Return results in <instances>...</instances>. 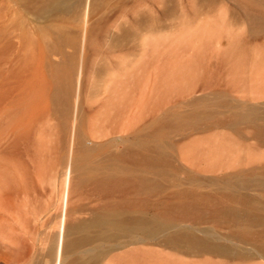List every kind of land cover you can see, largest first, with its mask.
Wrapping results in <instances>:
<instances>
[{
	"label": "bare ground",
	"instance_id": "bare-ground-1",
	"mask_svg": "<svg viewBox=\"0 0 264 264\" xmlns=\"http://www.w3.org/2000/svg\"><path fill=\"white\" fill-rule=\"evenodd\" d=\"M108 1L0 0V141L2 139L7 140L5 148L0 149V155L20 162L15 167L18 175L16 177V194L19 192L24 193L28 205H32V200L37 194L33 181L36 165L30 166L28 163V160L35 163L36 151L35 155L28 154V159H21L20 145L23 142L26 143L30 135L29 130H20V127L24 124L27 126L30 123L19 120L8 134H6L2 125L5 119L13 113L5 108V97L17 88L18 80L22 79L18 72L19 68L24 70L30 66L29 55L37 53L38 68L41 71L45 69L50 71L48 78L41 75L36 79L40 85H46L47 92L51 97L52 107L50 109L41 108L37 101L31 102L28 106H23L26 110L25 113H31L36 118L47 114L51 115L56 120L53 127L57 141L54 145L55 149L61 152L65 150L66 141L68 144L67 155L70 161L66 163L64 170L61 211L53 264H62V258L66 260L68 256L71 259L66 261L65 264H95L98 258L110 254L113 249L138 243H153L165 250L157 251L151 248L138 247L126 250L124 254L136 260L140 259L141 256L156 254L163 258H169L178 264H264V201L262 199V197L264 198V164L260 162L251 169L245 170L239 166L231 173L215 175L208 182H202L194 175L190 176L181 172V169L172 167L168 160L162 177L166 183H170L172 190L170 195L165 193L161 196L155 205L150 204L147 198H141L140 200L129 198L130 194L135 198L139 195L151 194L152 188L155 186L154 182L133 179L126 182L111 183L108 181L109 183H106L96 180L92 184L97 193L103 192L104 194L107 193L106 195H112L118 192V200L111 199L106 204L98 205L96 211L92 212L96 220L93 217L89 222L81 220L77 224L69 220V213L66 212V208L72 180L71 172L75 160L80 157H89L90 152L95 149L96 142L92 140L93 134H91L92 136L87 135L82 131V118L86 113L83 104L86 102L88 93L86 86L83 85V64L81 65L80 60L76 64L71 60L54 63L49 60V55L52 53L63 54L64 46L61 43L52 42L58 39L57 35H71L69 38L73 40L67 46L73 52L78 51L80 53L89 46L94 37L99 35L101 29L96 25H89L88 17L104 8ZM176 1L179 0H161L159 2L160 16L154 17L149 14L150 12L147 14L145 11L136 12L135 17H133L134 26H138L139 32H143L144 28H148L149 30H146V32L155 33L152 27L158 26L160 28L163 23L162 18L169 16L173 19L172 14L176 15L171 8L177 6ZM196 1L204 6L220 2L219 0ZM227 1L244 8L243 15L249 23L250 33L255 36L264 34V0ZM139 2L134 0L132 5ZM126 4V1H121L117 3V6ZM250 7H259L260 10L252 11ZM22 14L31 15L39 23L32 30L30 29L31 31L28 26V30H20ZM53 18H57L59 23L54 22ZM40 21H42L41 24ZM131 27H118L117 32L120 35L133 36L138 31H134ZM159 28H156V30L160 31ZM177 31L180 30L175 32L177 33ZM92 49L95 51L100 49L97 41L93 44ZM218 62L216 60L215 63ZM219 63L221 64V61ZM252 80L264 82V70L258 69L257 72L255 71ZM34 94L36 97L37 93L33 92V97ZM17 102L18 100L15 101V103ZM218 105L217 102V107ZM195 118L197 120L206 119L205 122L215 130L224 127L227 123L225 118L216 111L191 117L193 120ZM244 118L257 122L253 125L251 134L257 140L259 147L264 149V113L258 112L254 107H248V111L242 119ZM240 119V115L235 113L230 121ZM90 127H93V125ZM90 127L88 128L90 129ZM150 127L146 125L143 119H140L137 121L133 133L135 132L138 138H142L143 133ZM119 138L122 139L120 136ZM214 138H216L215 143L213 142L214 146L208 150L212 152L210 153L211 158L208 156L209 152L206 155L207 159L210 158L209 161L213 163L222 160L223 157L221 158V156L224 154L222 151L227 149L226 151L230 154L234 149V147L225 146V141L223 142V144L225 143L224 147H222L223 145L219 146V141L222 138L219 137L218 133L215 134ZM2 144L1 141L0 147ZM231 148L233 149L231 150ZM237 151L240 152L241 150L238 148ZM228 154L227 156L233 159V162H236L237 165L240 163L241 155L237 154L233 158L230 157L232 153ZM129 156L133 164L148 167L150 161L148 162L147 158L135 153H130ZM262 157H264V153H262ZM225 159L223 160L225 161ZM58 160L63 162L66 159L60 155ZM118 160H121V156L118 157ZM233 162L230 164H233ZM170 173L171 177H169ZM179 174L183 176V179L179 178ZM4 184L6 182L0 180V189H4ZM205 187H208V189L203 190ZM14 193V187L3 192V197L8 204ZM136 213L139 217H136ZM22 223L24 224V222ZM22 223L20 224L23 225ZM200 225L206 226L200 228ZM107 226L111 230H115V227H117L118 231L124 234V240H118L116 244L106 247L105 243L114 241L113 234L108 233L101 239L102 245H98L97 248L95 246L93 248H83L91 238L84 231L89 230V228H105ZM217 229H223L224 234L219 235ZM111 230L110 232H112ZM198 232L201 235H198ZM67 234H73L75 238L65 242L64 236ZM76 234H80V236H76ZM93 239H96V237L94 236ZM179 255H184L186 258H181L183 256L179 257ZM10 256L6 251L4 258L9 260ZM111 257L113 258L114 255Z\"/></svg>",
	"mask_w": 264,
	"mask_h": 264
},
{
	"label": "crops",
	"instance_id": "crops-1",
	"mask_svg": "<svg viewBox=\"0 0 264 264\" xmlns=\"http://www.w3.org/2000/svg\"><path fill=\"white\" fill-rule=\"evenodd\" d=\"M175 34L180 36L182 32ZM94 40L100 45V51L94 52V67L90 68L95 84L90 89L95 91V96L86 101V106L92 107H86L82 119L85 120V134H93L96 139L93 151L100 154V160L94 170L86 173L80 170L74 176L78 192L99 194L88 185L96 180L106 183L133 179L157 182V178L163 179L168 160L172 167L185 168L187 174L202 182H208L215 175L231 173L239 166L247 170L257 165L249 168L242 165L250 157L249 152L252 159L261 158L263 148L251 134L257 122L242 119L248 107H256L246 106L247 100L241 98L250 95L259 99L262 85L260 81L252 80L256 70L247 69L246 64L226 61L230 49H187L181 43L168 47L166 33L160 32H136L129 36L101 31ZM216 60L221 64H216ZM213 110L225 118L224 127L215 130L205 122L206 119H191ZM235 113L241 119L230 121ZM140 119L151 126L142 138L133 133ZM246 126L252 137L250 142L245 138ZM216 133L222 138L219 146L224 147L226 143L225 146L234 147L231 148L233 156L227 149L222 151V160L227 154L233 158L238 154L242 157L238 165L229 156L223 162L221 159L214 163L209 161L212 152L208 150L214 146ZM120 145H124L121 153ZM130 153L143 156L151 163L148 167L133 164ZM119 156L121 160H118ZM65 161L56 160L53 166L58 175L63 169V177ZM120 162L124 164L120 165ZM141 170L148 177L138 175ZM100 194L101 200H108L109 196L118 198V192Z\"/></svg>",
	"mask_w": 264,
	"mask_h": 264
},
{
	"label": "rangeland",
	"instance_id": "rangeland-1",
	"mask_svg": "<svg viewBox=\"0 0 264 264\" xmlns=\"http://www.w3.org/2000/svg\"><path fill=\"white\" fill-rule=\"evenodd\" d=\"M121 1H126L127 4L124 6H117V3ZM133 1L134 0H109L104 8L88 17L89 25H96L101 31L117 32L118 27L134 26L135 22L133 17H135L136 12L145 11L147 14L150 12L149 14L154 17L160 16L159 2H161V0H138L140 2L138 4H133L134 6L132 5ZM219 1L220 2L210 3L206 6L200 5L196 0L176 1L177 6H174L176 8L171 7L172 11H174L173 13L176 14H172L173 19L169 18V16L166 18L162 16L165 20L162 18L161 21L163 23L160 25V28L157 25V27L154 26L152 28L155 32L166 33L168 47H174L176 43H181L182 47L187 49L210 48L220 51L224 48H228L230 49V55L225 56V59H228L226 60L228 63L246 64L247 69L256 70V72L258 69L264 70V34L255 36L250 33L249 23L243 15L244 8L227 0ZM250 9L252 11L260 10L259 7H250ZM20 21V30L22 31L28 30V27L29 30H32L33 27L39 23L29 14H22ZM53 21L59 23L57 18H53ZM102 22H105L104 25ZM41 23L42 21H40V24ZM134 27H131L134 31L139 30L137 25ZM156 28H159L160 31L156 30ZM69 29L72 30L71 28ZM144 29L145 30H142L143 32L149 30L148 28ZM176 30H183L182 32L185 33H183L184 35L178 36L174 33ZM70 36V34L57 35L58 39L53 40L52 42L61 43L64 46L62 50L63 54L52 53L49 55V60L54 63H59L63 60H71V62H74L75 64L80 60L81 65L83 64V85L86 86L88 91V97L86 96V101H88V99L95 96V91L90 89V87H95L94 78L91 77L93 73H90V68H93L95 64L94 52L97 51L93 50L92 47L96 41L93 40V42H91L90 45L80 53L78 51L73 52V50L71 51L67 46L73 40L69 38ZM28 60L30 66L26 67L24 70L19 68L18 72L22 79L18 80L17 88L5 97L4 106L13 113L10 117L5 119L2 126L6 131V134H8L19 120L30 123L27 126L24 124L20 127V130H29L28 132L30 135V138L27 141L28 143L23 142L20 145L22 152L21 159H28V154L35 155L36 151L35 163H32L30 160H28V163L30 166H33L34 164L36 165V172L33 173V181L37 194H35V198L32 200V205H28L24 193L19 192L16 194V177H18V175L16 174L15 167L19 165L20 162L0 155V180L6 182V184H4V189H0V264H53L64 180L61 172L63 169H61L58 175L53 166L55 161L59 159L60 155L66 159V163L70 161L69 156L67 155V141L65 142V150L59 152L55 149L56 147L54 145L57 141L54 136L53 127L56 120L48 114L36 118L31 115V113H25L26 110L24 107L28 106L31 102L37 101L41 108L50 109L52 107L51 97L47 92L46 85H40L36 79L41 75L48 78L50 71L46 69L41 71L38 68L37 53L29 55ZM260 83L262 85L261 89L264 91V82L260 81ZM33 92L37 93L36 97L35 94L33 97ZM239 94L243 95L242 93ZM260 96L261 97L257 100L250 95L242 97L241 99L247 100L246 106H255L258 111L264 113V92H262ZM17 100L18 102L15 103ZM83 105L85 108L88 106H86V102ZM90 106L92 107V105ZM90 106H88V109ZM85 111L86 109H84V112ZM82 124L84 128L85 120L82 121ZM82 131L84 132L83 129ZM245 131V138L247 139V142H250L252 137L249 134L248 126H246ZM92 140L96 142L95 138ZM1 141L3 144L0 149H4L7 145V140L4 141V139H2ZM123 147L124 145H120L119 152ZM249 155L250 157H248L246 161H243V166L249 168L258 164V162L264 164V157L259 159L254 157V159H252L251 152ZM97 160H100V154L95 151H91L87 158L80 157L75 160L71 172L72 180L69 187L66 208V212L69 213V220L74 224L80 223L81 220L89 222L93 217L94 220H96V217L92 212L96 211L98 205L106 204L111 199L114 201L118 200L117 198L113 199L110 197L108 200L107 198L101 200L98 198L100 194H85L81 191L78 192V189H76L77 186L75 181L77 178L74 176L78 175L80 170L84 173L94 170V165L97 163ZM119 164L122 165L124 163L120 162ZM91 166L93 167L91 168ZM129 170L131 171L132 167H130ZM120 171H122V168H120ZM181 172L188 173L185 168H182ZM137 174L148 177L143 170L137 172ZM169 177H171V173ZM179 178L183 179V176L179 174ZM157 180V182H154V185L158 186L152 188L151 194L139 195L136 196V198L130 194L129 198L131 200L147 198L150 204L155 205L161 196L165 193L166 195H168V193L170 195L172 190L170 183H166L162 178H157ZM88 185L92 191H95L92 183ZM11 187H14L15 193L8 204L3 197V192ZM205 189H208V187L203 188V190ZM262 199L264 201L263 197ZM135 215L136 217H139L138 213ZM22 222H24V224ZM205 226L206 225H200L199 227L202 228ZM115 228V230H111L107 226L105 228H89V230L84 231V233L87 235L89 234V237L91 238L90 241H88L89 243H86L83 248H93L94 246L97 248L98 245H102L101 239L108 233L113 234L114 241L111 243H105L106 247L116 244V241L118 240H124V234L119 232L117 227ZM110 230L112 232H110ZM217 230L219 235L222 236V234H224L223 229ZM198 235H201V233L198 232ZM76 236H80V234H76ZM94 236L96 239H93ZM74 238L73 234H67L64 236L65 242ZM138 247L151 248L157 251L165 250L161 246L153 243L131 244L113 249L110 254L98 258L95 261V264H178L169 258H163L156 254L141 256V258L137 260L132 257H127L124 254V251ZM6 251L11 255L9 260L4 258ZM113 255L114 257L112 258L111 256ZM179 257L186 258L184 255H179ZM64 259L65 258H62V264L69 261L71 257L68 256L66 260Z\"/></svg>",
	"mask_w": 264,
	"mask_h": 264
}]
</instances>
